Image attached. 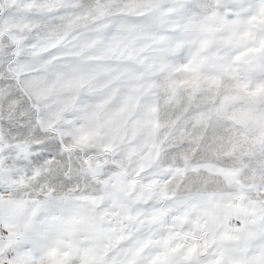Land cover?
<instances>
[{
  "label": "snow or ice",
  "instance_id": "obj_1",
  "mask_svg": "<svg viewBox=\"0 0 264 264\" xmlns=\"http://www.w3.org/2000/svg\"><path fill=\"white\" fill-rule=\"evenodd\" d=\"M0 264H264V0H0Z\"/></svg>",
  "mask_w": 264,
  "mask_h": 264
}]
</instances>
